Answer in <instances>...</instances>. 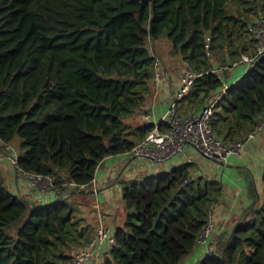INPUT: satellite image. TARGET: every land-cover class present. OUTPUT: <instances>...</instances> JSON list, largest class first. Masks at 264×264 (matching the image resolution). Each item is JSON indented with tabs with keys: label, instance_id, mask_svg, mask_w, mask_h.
<instances>
[{
	"label": "trees",
	"instance_id": "obj_1",
	"mask_svg": "<svg viewBox=\"0 0 264 264\" xmlns=\"http://www.w3.org/2000/svg\"><path fill=\"white\" fill-rule=\"evenodd\" d=\"M261 17L264 0H0V140L20 141L18 170L58 186L91 183L106 157L166 128L135 120L151 90L156 53L166 58L157 49L165 39L168 57L198 74L180 113L211 103L217 135L243 139L264 113V55L241 63L244 71L230 82L215 72L211 54H254L250 27ZM188 164L124 186L126 219L101 264H178L192 252L224 186L204 176L183 184L193 177ZM3 178L0 166V264H61L93 237L69 197L35 205ZM262 181L216 254L197 264H264V171Z\"/></svg>",
	"mask_w": 264,
	"mask_h": 264
},
{
	"label": "crops",
	"instance_id": "obj_2",
	"mask_svg": "<svg viewBox=\"0 0 264 264\" xmlns=\"http://www.w3.org/2000/svg\"><path fill=\"white\" fill-rule=\"evenodd\" d=\"M177 67L178 71L167 68L171 73L169 81H152L150 83L151 90L144 105V109L147 111L142 110L139 115L135 117L138 123L154 122L156 125L160 124V120L170 105L172 96L181 84L182 72L179 70L180 67ZM233 71L234 69L226 73L229 75L230 82L235 81L233 79L238 73V71L235 73H233ZM144 114L146 115L144 116ZM183 115H186V113H183ZM199 156L205 157L194 148H188L185 154L166 163H156L147 158L131 159L123 155L108 156L100 163L97 169L95 176L96 192L92 190L84 191L85 193H81L82 191L73 192L72 188H67L61 196L69 197V200L74 202V204L80 201L87 202L86 200L90 202L93 200L95 201L94 205L91 204V207H87L84 211V215L88 220L82 221V226L90 228L91 236L94 235L95 226L100 221H103L112 231H116L117 227L123 225L126 219V210L122 193L123 185L120 184L121 180L142 181L146 176L170 170L182 163H189L188 168L194 175L196 171V169L193 170L192 167L194 160L193 162H189L188 158L194 159ZM194 167H200L199 172L196 174L197 177L204 176L219 180L223 183V196L217 204L214 220L216 233L224 232V236L233 225L232 223L231 226H227L225 221L230 222V220H234L236 222L246 210L247 206L252 202L253 197L251 189L255 188L256 192H262L264 133H260L251 140L246 146L244 153L241 156L231 157L227 164L218 163L209 159L208 162H204L203 166L195 165ZM18 177L15 178V176H12V182L15 183L14 188L17 191L13 193L28 199L32 204L40 205L55 201L61 197L54 194L44 195L43 193H39L28 181ZM74 213L77 219H80L78 218L79 216L82 217L81 211L75 209V207ZM106 253L107 251L105 249L104 254L101 255L99 259H94L95 264H101ZM205 254V247L197 243L192 252L182 258L178 264H197Z\"/></svg>",
	"mask_w": 264,
	"mask_h": 264
},
{
	"label": "built area",
	"instance_id": "obj_3",
	"mask_svg": "<svg viewBox=\"0 0 264 264\" xmlns=\"http://www.w3.org/2000/svg\"><path fill=\"white\" fill-rule=\"evenodd\" d=\"M252 36L258 41L256 52L252 55L243 53L239 61L248 65L254 64L258 57L264 55V17H261L250 27ZM210 39H208V47ZM238 62L222 67L220 70L215 69L220 77H224L227 71L233 70ZM240 64V63H239ZM198 77L194 69L186 63L182 74L181 84L178 90L171 98L170 105L163 115L160 123L166 125L164 130L155 127L145 138L141 139L130 151L122 154L131 159L147 158L156 163H166L170 160L186 153L188 148H194L201 155L208 159H215L227 164L233 156H241L248 143L257 135L264 132V113L258 119L254 129L246 135L245 138L226 142L217 135L211 126V118L213 115V106L211 103L205 104L199 111H192L183 115L179 110V102L185 97L193 83ZM155 81H163L170 79L169 71L165 70L160 60L155 63ZM229 85L224 87L223 92L216 94L217 98L225 92ZM7 150L12 153L9 156L12 163L17 166L18 154L14 148L5 143ZM113 156V155H110ZM1 159V158H0ZM189 162L193 159L188 158ZM19 175L28 181L37 192L44 195L54 194L61 196L65 188L76 189L78 192L94 191L96 192V178L89 184H78L74 181L67 182L64 185H55L51 177L34 173L27 170L19 169ZM194 180L188 177L183 184H187ZM215 204L211 211L207 224L199 233L197 243L205 247L206 253L216 254L220 237L215 231ZM117 238L115 232L100 221L94 230L93 237L85 242L83 248L77 251L71 258L64 260L61 264H86L91 259H99L107 252L117 246Z\"/></svg>",
	"mask_w": 264,
	"mask_h": 264
},
{
	"label": "rangeland",
	"instance_id": "obj_4",
	"mask_svg": "<svg viewBox=\"0 0 264 264\" xmlns=\"http://www.w3.org/2000/svg\"><path fill=\"white\" fill-rule=\"evenodd\" d=\"M252 39L254 40L253 45H254V47L256 46V49H257L258 41L254 37ZM155 45H156L155 43H152V42L149 43V48L151 49L152 52L155 51ZM169 46H170L169 45V42L166 39L163 40V41H160L159 43H157V47H158L157 49L163 51V54L166 56V58L163 60L156 53L157 59L161 61L162 66L164 67L165 70L168 71L167 68H170L171 70L178 71V67L177 66H179L180 67L179 70H180V72H182L183 69H184V67L186 66V62L183 61L182 58H179V59L174 58L173 59L172 56L171 57H168V54H166V53L169 50ZM252 50H253V48H252ZM246 54H249V53H246ZM250 55H252V54H250ZM240 58H241V56H240ZM240 58L238 57V58H236L234 60H222V58L221 59H217L215 55L211 54V59H212L214 65H215V69H219L220 70L222 67L227 66V65H230L234 61L238 62L237 66L234 68V71H233V73H235L236 71H238V73L236 74V77L233 80H236L237 78H239L240 75L242 74V72L244 71V67L242 65L239 66L241 64V62L239 61ZM172 64H174V65H172ZM173 67H176V68H173ZM228 72H231V71H227L226 73H228ZM169 73H170V71H169ZM170 75H171V73H170ZM152 81H155V79H153ZM143 110L144 111H147L146 109H144V107H143ZM190 112H192V111H190ZM145 115L146 114H144V116ZM132 120L130 122H132ZM10 145L14 148V150L17 152V154L19 156L20 153H21V151H22L21 146H20L21 145L20 144V141L19 140H15ZM6 146L7 145L2 140H0V158H1L0 159V166L2 168L3 176L5 177L3 179H4L5 185L7 186V188L10 191L17 192L15 190V188H14L15 183L12 182V176H15V178L18 177V176H19L18 178H22V177L19 175V170L17 169L16 165L13 164L12 161L9 159V156L11 155L12 151L11 150H7ZM201 157L199 156L198 158H194L193 159L194 160V164L192 165V167H193V170L196 169V171L194 172V175L192 174L194 176V178L197 177L196 174H197V172H199V168H200V167L199 168L198 167L196 168L194 166L195 165L203 166L204 165V162H208V160H209V159H207L205 157H202V158ZM154 174H156V173H154ZM23 180H25V179H23ZM129 181L130 180H127V179L121 180L120 184L123 185V187H122V193H123L124 186L127 185L129 183ZM81 193H85V192L82 191ZM86 201L87 202L80 201V202H77L75 204H74V202H71L72 205H73V207H75V209H79L81 211V216L82 217H80V216L78 217V218L81 219V221L88 220V218L84 215V211L87 209V207H91V204H93V205L95 204V201L94 200L91 201V202L89 200H86ZM232 223L234 224L235 221L234 220L233 221L230 220V222H226L225 221V224L227 226H231ZM223 233L224 232L218 233L219 237L223 236ZM72 253L75 254L76 251L75 252H72Z\"/></svg>",
	"mask_w": 264,
	"mask_h": 264
},
{
	"label": "water",
	"instance_id": "obj_5",
	"mask_svg": "<svg viewBox=\"0 0 264 264\" xmlns=\"http://www.w3.org/2000/svg\"><path fill=\"white\" fill-rule=\"evenodd\" d=\"M212 160H214V161H216V162H218V163H222L221 161H219V160H215V159H212Z\"/></svg>",
	"mask_w": 264,
	"mask_h": 264
}]
</instances>
